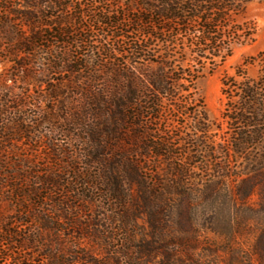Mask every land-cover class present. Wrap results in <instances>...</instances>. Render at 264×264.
I'll list each match as a JSON object with an SVG mask.
<instances>
[{
    "label": "rangeland",
    "instance_id": "1",
    "mask_svg": "<svg viewBox=\"0 0 264 264\" xmlns=\"http://www.w3.org/2000/svg\"><path fill=\"white\" fill-rule=\"evenodd\" d=\"M51 1L0 0V264H228L234 254L248 264L264 223V170L233 162L221 145L222 79L264 51V0H208L232 9L220 32L232 56L181 85L203 99L207 133L177 113L186 92L163 99L158 118L145 116L140 128L124 118L123 105L153 101L148 79L158 70L131 57V40L147 42L135 26L99 30L86 15L72 30L88 35L87 45L50 39L18 52L24 15ZM133 2L63 0L90 15L114 9L127 23L138 16ZM76 12L48 10L53 18L43 21ZM190 30L174 33L172 51L199 36ZM149 44L157 55L167 51L161 40Z\"/></svg>",
    "mask_w": 264,
    "mask_h": 264
},
{
    "label": "trees",
    "instance_id": "2",
    "mask_svg": "<svg viewBox=\"0 0 264 264\" xmlns=\"http://www.w3.org/2000/svg\"><path fill=\"white\" fill-rule=\"evenodd\" d=\"M114 4L116 8L120 2L114 1ZM71 7L76 11L78 9L79 13L76 12L70 17L56 16L54 23L43 21L45 18H53L46 14L48 10L68 12ZM71 7L63 3V0H52L45 8L37 6V12L26 13L23 22L28 29V35L17 48L18 52L30 54L36 48L42 47L41 42H48L50 39L71 49L74 43L87 45L90 37L86 35L78 38V31L72 30L86 15L91 20V26L99 30L105 28L115 33L120 29L135 26L136 32L143 33L147 42L144 45V42L131 40L129 43L131 57L134 60L150 61L158 66V70L153 71L148 79L152 87L150 91L153 101L146 104L145 109L123 105L127 109L124 111V118L135 121L131 124L132 127L140 128L145 116L158 118L162 112L163 99L173 102L178 99V94L186 92L185 102L176 107L177 113L185 118H194L197 130L203 133L210 131L209 119L204 113L203 99H194L191 90H185L181 85H195L205 77L207 71L208 74H212L232 56L231 43L220 36L221 28L224 27L222 23L232 9L217 6L208 0H134L133 7L138 16L127 23L124 14L114 9H103L90 15L89 12L83 11L80 4ZM13 14L19 16L21 13L13 11ZM44 26L51 30V35L38 29ZM191 28L196 29L199 36L187 44L183 43L182 53L172 51V46L175 45L174 33L184 31L188 34ZM126 34H129V31H123L121 36ZM160 40L167 51L157 55L149 42ZM249 65L257 68L256 77L250 75ZM222 96L226 100L222 119L228 125L226 133L228 139L221 145L227 147L229 151L227 154L232 157L233 162L264 170V51L238 67L235 75L223 77ZM218 129L220 130V127ZM23 132L17 128L15 134ZM6 134L5 129L0 127L2 140H5L3 136ZM151 149V153L156 157L163 156L156 147ZM214 153L216 154L215 150ZM262 194L264 196V191ZM5 237L13 238L14 233L6 231ZM255 259L258 264H264V223L258 227L255 242L249 252L248 264H254ZM228 264H241L238 255L234 254Z\"/></svg>",
    "mask_w": 264,
    "mask_h": 264
}]
</instances>
